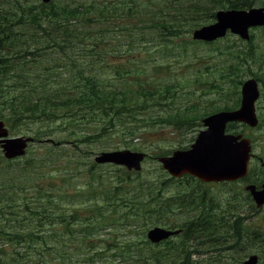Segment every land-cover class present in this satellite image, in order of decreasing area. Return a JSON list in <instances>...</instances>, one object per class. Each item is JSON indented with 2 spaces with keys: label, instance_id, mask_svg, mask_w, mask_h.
<instances>
[{
  "label": "rangeland",
  "instance_id": "1",
  "mask_svg": "<svg viewBox=\"0 0 264 264\" xmlns=\"http://www.w3.org/2000/svg\"><path fill=\"white\" fill-rule=\"evenodd\" d=\"M13 1H19L22 4L32 3V0ZM34 1L37 4L41 3L40 0ZM53 1L62 3L65 0ZM86 1L91 2L94 0ZM98 1L112 5L116 9L119 8L117 3L121 2V5H126V7L130 3L129 0ZM3 3L9 4V0H4ZM261 5H264V0H256L252 7H264ZM217 10L219 9H210L209 13L215 16ZM190 16L182 15L179 17V24L172 22L174 29L164 28L163 23H160L159 26L161 27H159L157 37L154 40L151 39V35L154 32L156 33V29L149 31L143 37L137 32L135 40L132 37L134 33L118 32L113 39L105 36V33L100 32L97 28L87 34L89 38L84 43L75 42V51L73 50L74 53L71 55L76 57V65L81 70L90 69L96 73L92 62L96 55L93 53L106 50L110 55H115L111 58L109 55L105 63H98L99 66L103 67L105 76L112 74L115 70V63H122L125 66L124 68L130 69L132 72L140 63H145L155 68L150 76L153 77L155 83H158V86L163 89H166L168 85L174 86V89L164 92L163 98L165 99L163 101H160L159 104L153 103L149 108L146 116L154 113L153 119L155 120H149L155 121L154 124L147 121L139 123L131 120V122H134L131 123L132 126L137 130L139 128L133 140L123 138L121 129L115 127L102 134L105 140H102L103 137H97L92 140H96V143L81 145L80 147H85L83 151L87 154H83L79 158L72 155L73 148L70 145L63 143L72 140L71 137L76 134L86 133V122H81L79 119L81 114L76 115L74 112L69 117V113L63 115V111L60 109L59 113L54 112L56 117L50 115V107L52 106V100L50 99L55 98L57 93L62 90L61 82L68 75L65 63L60 68H57L56 65L55 72L52 74L57 58H55V64L52 66L49 62L54 57L53 54L42 59L43 69L38 72L44 74L40 75L44 79L43 83H45L43 91L49 93V95L45 99V94L41 92L39 97V109L37 110L39 121L25 122L23 123L25 126L22 128L27 131H19L24 133L22 135L29 137H34V133L38 132L41 137H35L37 142L29 147L26 155H23L24 157L20 156L12 160H5L0 149V194L15 196L10 199V203L17 211L21 212L18 214L19 220L25 219L24 214L26 213L23 212V208L26 202L37 204L35 194L37 191L32 189L31 186L40 184L42 171L45 170L48 177L53 180L56 179L54 177H58L53 188L45 184L47 191L43 194H46V196H40L38 205L48 215L42 225L44 232L47 230V233L50 234V228L54 224L58 228L56 244L49 241L50 235H47L44 239L47 245L44 243L43 246L47 249L49 245L59 246V257L63 260L61 264H134L136 262L131 261V257L127 261L117 257V254L128 251L125 244H130L132 252L136 254L137 248H141L137 245L138 242L146 237L141 233L144 226H147L144 231L146 233L148 229L155 226L169 227L164 224L165 221L177 224L192 219L205 206L199 203L202 198L210 207H214L215 213L219 216L225 215L233 219L228 210L233 205L241 209L238 211L239 216L249 215L242 206L238 205L247 204L244 195L240 191V185L231 182L203 183L185 174L173 178L162 169L157 160L160 156L170 155L175 150L188 148L193 143L199 130L202 129V118L216 110H220L222 107L234 106L238 96L239 81L248 78H253L256 81L261 80L263 82L261 83L262 89L264 88V28L252 32V40L248 45L239 43L235 40L236 37L231 35L219 39L214 44L194 42L191 39V33L209 24L208 22L213 19L207 21V18L195 13H191ZM186 18L189 19L184 20ZM103 26L105 27V25ZM116 27L119 28V26ZM145 30L147 32V28ZM100 33H103V36H100ZM136 42L146 43V49L144 51L138 49L135 45ZM96 46L99 47L95 48ZM5 48L8 52H11V60L14 61H11L12 65L9 66L12 75L11 72H5L0 80L1 82L6 81L8 83L6 85H9L6 88L7 92L0 93V118L6 117L7 119L2 118V120L11 122V124H8L11 129L8 132L11 133L14 132V127H17L11 109L16 111L15 97L22 96L23 98V95L21 94V88L11 92L9 90L13 84L20 87L24 84L25 90L31 69L25 61L22 62L21 57L14 54L16 46L9 44ZM71 55L68 60H72ZM61 56L66 57L67 55L61 53ZM13 66H17L16 69ZM51 67L52 70L50 71ZM47 70L50 71L49 75ZM38 72L32 70L33 75ZM6 85H0V87ZM169 95L173 96L167 98ZM259 105L262 108L258 110V113H261L264 111V97L258 101L257 106ZM168 113L173 114L174 117L183 114V117L188 116L189 118H185L187 121L175 127V125L164 122V120L168 121L166 119ZM156 115L158 119H156ZM63 118H67L70 123L68 124L67 120ZM74 118H77L76 121H71ZM153 125L154 127H152ZM259 130L264 132V112L261 116ZM98 132H100V128L94 127L87 132V135L94 136L99 134ZM45 141H51L52 143H46ZM128 143L130 145L129 150L132 151L136 148L137 151L144 152L147 155L139 171H127L125 168L114 164L94 163L95 155L100 152L125 149L124 147ZM75 147L80 148L79 146ZM51 149L54 152L47 153ZM136 149L133 151H136ZM24 158L28 159L29 165L26 171L20 174L16 169L19 170L23 167ZM90 168V172L95 179L91 196L87 190L89 183L92 181L89 175ZM112 178L114 179L112 182L117 181V184L120 180L121 182L125 181L120 183L122 189L117 191L115 202H119L125 210L138 211L139 220L137 219L136 223L140 226L133 227L135 219L130 224L122 222L124 226L121 229V223L115 221H113V224L106 223L101 229L102 232H100L99 238H96L101 240L93 241L94 235L87 236L86 234L89 227L95 225L94 215L101 206H104L102 198L108 192ZM17 180H19V183H17ZM18 187H20L19 190L24 189V193H13L10 189L14 188L15 191ZM4 198L7 197L4 195ZM152 201H156L160 205V207H155L156 211L150 210L152 208L151 204H154ZM4 203L5 201L0 202V204ZM126 203H128V207ZM166 206H169L172 212L165 213L164 207ZM85 207H90L87 213L72 212V208ZM111 214L110 212L109 216ZM96 219H99V217H96ZM250 220V218L246 219V221ZM20 223H25V221ZM242 224L243 226H240L241 231L264 233V220L260 217H256L251 226L249 225L250 228H246L247 225L244 222ZM13 232L14 230H12ZM2 241L5 242L6 240ZM229 242L226 246L232 245ZM99 244L101 246H98ZM7 247L6 252L9 253L11 245L8 244ZM166 249L167 247L163 243L156 248L159 252H165ZM191 249L196 250L190 256L193 264L195 262V264H241L253 251H260L258 246L254 244H251L243 252H234L231 249L220 252V248L209 247L207 244L202 243L194 248H192V244H189V250ZM143 251L144 253L141 252L142 259L140 258V262L148 259L149 250L143 247ZM133 253L130 252V256L134 255ZM183 254L180 248L172 247L171 254L168 255L167 259L152 263L151 261H142L141 264H182L180 261L184 256ZM261 255L264 260V254Z\"/></svg>",
  "mask_w": 264,
  "mask_h": 264
},
{
  "label": "trees",
  "instance_id": "2",
  "mask_svg": "<svg viewBox=\"0 0 264 264\" xmlns=\"http://www.w3.org/2000/svg\"><path fill=\"white\" fill-rule=\"evenodd\" d=\"M3 1L0 0V80L5 72H11L12 75L9 66L12 65L11 61L14 60H11V52H8L5 48L9 44L17 47L14 50V54L21 57L22 62L25 61V63L30 65L31 69L25 90L24 84L21 87L13 84L9 90L11 92L12 90H20L21 88V94L23 95V98L22 96L15 97L16 111L11 109L12 117L17 122V127H14V131L21 133L19 131H23L24 129L22 127L25 126L23 123L39 121V114L37 117L39 97L42 92L46 96L45 99H47L49 93L43 91L45 83H43L44 79L40 75L44 74L38 71L43 69L42 59L53 54L54 57L49 62L51 66L55 64V58L57 60L53 70L52 67L50 68V71L52 70L51 73L54 74L56 65L57 68H60L65 63L68 75L65 80H61L62 84L59 83L61 84L62 90L57 93L55 98L50 99L52 100L50 115L56 117L55 113H59L60 109L63 111V115L69 113V117L74 112L76 115L81 114L79 119L81 122H86V133L76 134L71 137L72 140L63 143L70 145L73 148L72 155L79 158L83 154H87V152L83 151L85 147L82 148L80 147L81 145L94 144L96 140H92L97 137H103L102 140H105L102 134L115 127L121 129L123 138L133 140L139 128L137 130L131 123L147 121L150 124H154L155 121L149 120H152L155 114L151 113L146 116L149 108L153 103L159 104L160 101H163L165 99L163 98L164 92L174 89V86L168 85L166 89L158 86V83H155L153 77L150 76V73L155 71V68L145 63H140L133 72L130 69L124 68L125 66L122 63H115V70L112 74L105 76L103 67L99 66L98 63H105V60L110 55L106 50L93 53L96 55L92 60L96 73L90 69L81 70L76 65V57H72L71 55L75 51V42L79 41L84 43L89 38L87 34L97 28L100 32L105 33V36L113 39L118 32L134 33L132 37L135 40L137 32L143 37L149 31L156 29V33L154 32L151 35V39L154 40L157 37L159 27H161L159 26L160 23H163L164 28L174 29L172 25L176 22L177 24L180 23L178 21L179 17L182 15L191 17V13H195L196 15L201 14L208 21L214 19V14L209 13L210 9L245 8L251 6V3L255 0H129L130 3H128L127 7L126 5H121V2L117 3L118 9L98 0L91 2H87L86 0H78V2L76 0H65L62 3H55L52 0L51 3L46 5H39L34 0L30 4H22L19 1L14 2L13 0H9V4H5ZM188 19L186 18L184 20ZM116 26H119V28ZM146 28L147 32H145ZM103 33H100V36H103ZM110 45L114 46L113 44ZM135 45L140 50L144 51L146 49V43L144 42H136ZM98 47L96 46L95 48ZM61 53L67 56L62 57ZM70 55L72 60H68ZM114 55L111 54L110 58ZM16 67L13 66L15 69ZM32 70L38 73L33 75ZM50 71L47 70L48 75ZM6 84H8L6 81H0V85ZM7 87L9 85L0 87V93L7 92ZM172 96L169 95L167 98ZM167 116L166 119L168 121L164 120V122L175 125V127L187 121L185 118H189L188 116L183 117V114L179 117H174L173 114L168 113ZM2 118L7 119L6 117ZM48 118L50 119V117ZM63 119H66L68 124L70 123L67 118ZM76 119L74 118L71 121H76ZM156 119H158L157 115ZM131 120H134V122H131ZM7 123L11 124V122ZM94 127L100 128L99 134L94 136L87 135V132ZM34 135L37 138L41 137L38 132H35ZM75 146H79L80 148H76ZM129 146L128 143L124 148L128 149ZM50 152H54L53 149L47 151V153ZM24 159L25 163L23 167L19 170L16 169L20 174H23L29 165L28 159ZM90 171L91 168L89 169V175L92 181L89 183L87 190L91 196L95 179ZM54 178L56 179L53 180L48 177L46 171L43 170L40 177L41 185L31 186L32 189L37 191L35 193L37 204L26 202L23 208V212L26 213L24 214L25 219L22 218L19 220L18 214L21 212L17 211L10 203V199L15 196L11 197L3 193L0 194V202L5 201L4 204H0V264H61V261H63L59 257V246L49 245L48 249L43 246L45 243L44 239L47 235H50L48 238L49 241L56 244L58 228L54 224L50 228V234L47 233V230L44 232L42 225L48 215L38 205L40 203V196H46V194H43V192L47 191L45 184L53 188L56 180H58V177ZM113 180L112 178L110 188L102 198L104 206H101L94 215L96 220L95 225L89 227L86 234L87 236L93 234V241L101 240L96 238H99V234L102 232L101 229H103L106 223L113 224V221L121 223V229L124 226L122 222L130 224L135 219V225L133 227L140 226L136 223L137 219L139 220L138 211H133L132 209L125 210L119 202H115L117 191L122 189L120 183L125 181L121 182L120 180L117 184V181L112 182ZM17 183H19V180H17ZM19 188L15 189L16 192L14 188L10 189L13 193H24V189L19 190ZM4 195L7 197L6 199ZM199 203L205 206L192 219L184 220L177 224L169 223V221L164 222L169 227L174 225L175 228L180 227L179 229H181L179 235L171 237L163 243L167 247L165 252L157 251L156 248L158 245L152 244L144 238L138 242L137 245L142 249L137 248L136 254L132 252L133 250L130 244H125V247H128V251L123 252V254H117V257H121L123 261H127L131 257V261L136 262L134 264H141L142 261H151V263L159 262L167 259L173 247L180 248L183 251L184 256L180 261L182 264H193L190 256L196 250H189V244H192V248H194L201 243L207 244L209 247H218L221 249L219 250L220 252H226L228 249L232 251L238 249L243 252L247 247V241H243V238H247V236L240 230V226H243V224L236 221L237 216H239L237 215V207L232 206L228 209L231 216L234 217L231 219L225 215L219 216L216 214L214 207H210L205 202V199L202 198ZM151 205L152 208L150 210L153 211H156L155 207H160L156 201ZM126 206L128 207V203H126ZM164 208L165 213L172 212L169 206ZM72 209L74 213H87L90 207ZM110 212L112 213L111 216H109ZM96 217H99V219H96ZM23 221L25 223H20ZM59 223L61 224V222ZM146 227L144 226L142 228V235H145L144 231ZM12 230H14L13 233ZM40 239L41 241H39ZM2 240L6 241L4 242ZM228 242L232 245L226 246ZM8 244L11 245V251L9 253L6 252L8 250ZM98 246H101V244ZM143 247L149 250V254L147 255V260L140 262L141 252L144 253ZM130 252L134 255L130 256Z\"/></svg>",
  "mask_w": 264,
  "mask_h": 264
},
{
  "label": "water",
  "instance_id": "3",
  "mask_svg": "<svg viewBox=\"0 0 264 264\" xmlns=\"http://www.w3.org/2000/svg\"><path fill=\"white\" fill-rule=\"evenodd\" d=\"M48 2L49 0H43ZM217 22L194 31V39L213 40L222 37L227 29L247 38V29L251 26L264 25V13L261 9L246 11H219L216 14ZM257 98L256 84L253 80L246 81L242 86V106L231 113H218L204 119L205 131L198 134L191 149L175 151L171 156L159 157L161 163L170 175L178 177L182 174L193 175L204 181L234 180L246 174L249 148L246 142L236 143V138L225 136L224 127L228 121H245L251 125L253 120V102ZM7 132L0 121V137ZM30 137H16L0 140L3 156L12 159L22 156L26 150ZM144 154L129 150L101 152L95 157L99 164L113 163L125 166L128 170H140V163ZM176 232L153 228L147 233L148 239L157 243ZM254 264V259L249 261ZM247 262V264H249Z\"/></svg>",
  "mask_w": 264,
  "mask_h": 264
},
{
  "label": "flooded vegetation",
  "instance_id": "4",
  "mask_svg": "<svg viewBox=\"0 0 264 264\" xmlns=\"http://www.w3.org/2000/svg\"><path fill=\"white\" fill-rule=\"evenodd\" d=\"M256 1V0H255ZM254 3V2H253ZM264 6V5H261ZM264 8V7H261ZM251 36L248 39V43L252 40V33ZM263 83L261 80L257 81L258 89H259V98L258 101L264 97V88L262 89ZM257 101V104H258ZM256 104V114L258 118L260 119L262 116V113H258V110L262 108V106H257ZM260 125V121H259ZM256 129H259V126L257 124L254 125ZM260 135L253 134V136L249 137L248 139L253 145V153L251 154L250 159V169L248 174L236 181L238 185L242 188V194L244 195V199L246 201V205L238 204L242 206L249 215L247 216H237V222L239 223L240 219H244V223L251 226V223H253L256 219V217H260L262 220H264V132H259ZM253 187V191L250 192V190L247 189V187ZM260 202V205L257 203ZM239 215V214H237ZM247 218H250V221H246ZM250 228V227H249ZM249 244L257 245L258 248L264 246V233L256 232V231H250L249 234ZM252 254H255L259 257L258 264H263L262 256L260 255V251H253ZM251 255V254H249ZM248 255V256H249Z\"/></svg>",
  "mask_w": 264,
  "mask_h": 264
},
{
  "label": "bare ground",
  "instance_id": "5",
  "mask_svg": "<svg viewBox=\"0 0 264 264\" xmlns=\"http://www.w3.org/2000/svg\"><path fill=\"white\" fill-rule=\"evenodd\" d=\"M253 120H254V117H253ZM256 123L253 124V126L255 125Z\"/></svg>",
  "mask_w": 264,
  "mask_h": 264
}]
</instances>
